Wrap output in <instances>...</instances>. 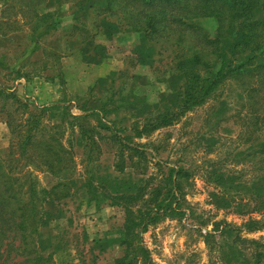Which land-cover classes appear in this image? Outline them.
<instances>
[{
  "label": "trees",
  "instance_id": "obj_1",
  "mask_svg": "<svg viewBox=\"0 0 264 264\" xmlns=\"http://www.w3.org/2000/svg\"><path fill=\"white\" fill-rule=\"evenodd\" d=\"M66 15L70 22L62 29ZM88 17L94 20L88 22ZM202 20L211 21L213 30L202 26ZM112 27L138 36L133 50L141 64L152 66L156 47L170 45L172 53L160 81L171 82L172 90L164 89L152 100L148 96L124 100L134 97L135 82L110 85V77L115 80L117 73H109L98 82L109 93L98 109L103 112V106L114 105L108 111L113 118L106 124L91 120L95 110L86 106L89 100L78 114H71L68 105L54 104L45 119L47 109L28 105L0 84V119L10 134L7 146L0 148V264H55L57 246L50 238L43 242L42 229L48 226L54 205L75 193L122 209L121 254L113 264H152L140 230L165 217L184 215L185 185L192 173L164 160V166L158 165V178L151 171L150 158L165 151V146L138 140L175 125L226 86L235 96L232 141L242 148L232 155L239 157L236 162L251 163L256 174L246 180L239 169L206 178L225 188L224 205H235L238 211L243 207L244 213L264 210V0H0V68L16 78L28 75L24 65L39 49V38L49 31L62 29L66 38L77 35V42L84 43L93 41L101 29L108 35ZM22 35L32 46H25L8 62L6 49L9 44L16 47L14 41ZM47 64L43 63L44 69ZM105 154L112 156L109 165L102 161ZM37 172L46 175L45 184ZM244 193L254 205L235 201ZM261 225L249 219L245 229L255 231ZM230 227H224L230 238L226 251L214 235L204 237L209 248H220L226 264L239 259L243 248L238 240L255 242L241 239ZM254 251L252 263L258 264L260 252Z\"/></svg>",
  "mask_w": 264,
  "mask_h": 264
},
{
  "label": "rangeland",
  "instance_id": "obj_2",
  "mask_svg": "<svg viewBox=\"0 0 264 264\" xmlns=\"http://www.w3.org/2000/svg\"><path fill=\"white\" fill-rule=\"evenodd\" d=\"M65 18L62 29L70 22L68 15ZM89 20L93 21L94 18L88 17ZM200 24L213 30L211 21L202 20ZM62 29L49 31L39 38V49L31 52L30 60L26 61L23 68V72H28V75L16 78L8 69L0 68V84L14 91L28 105L47 109L43 111L45 119L53 111L50 107H54V104L68 105L71 114H78L89 100L86 106L91 108L90 112L93 108L95 110L91 120L97 122L102 119V122L110 124L113 115L108 111L114 105L111 103L107 107L103 106V112L98 109L109 95L98 82L111 72L117 74L113 81L110 77V85L115 83L129 86L131 81L135 82L134 97H126L124 100L147 96L152 100L164 89L172 90L171 82L160 81L172 53L170 45L162 43L155 46V52L158 53L152 56L150 66L136 60L133 48L139 43V38L128 29L112 27L108 35L103 34L101 29L93 41L84 43L77 42V35L66 38ZM20 37L14 41L18 44L16 47L9 44L10 49H6L9 52L8 62L14 61L25 46L28 49L32 46L28 45L26 37ZM96 44L98 46L94 48ZM45 62L48 63L47 69L43 67ZM229 90L230 86H226L218 96L188 112L175 125L138 140L144 145L154 142L165 146V151L150 158L151 171L157 172L158 178L161 172L157 168L164 160L170 166H185L192 173L189 183L185 185L187 194L183 202L184 215L180 218L165 217L140 230V240L148 250L152 264H226L220 256V248L215 245L209 248L204 241L205 235L210 233L226 251L225 243H230V238L224 233L226 224L241 239L255 241H237L243 249L233 264H240L239 260L245 264H257L252 263L254 249L260 252V263L264 264V210L244 213L243 207L238 211L235 205H224L227 200L225 188L206 178L216 173L230 175L239 169H243L241 178L246 180H251L256 174L251 163L236 162L239 157L232 155L242 148L232 141L236 127L230 120V114L235 96ZM162 103L159 102V105ZM105 109H108L106 113ZM131 112L127 111L123 117ZM134 114L137 116L139 113L135 111ZM126 123L129 124V121ZM9 138L8 128L0 119V148L7 146ZM148 147L151 148V145ZM111 160V154L102 156V161L107 165ZM37 174L41 183L45 184L48 179L46 175L40 172ZM228 190L230 198V188ZM244 196L241 198L236 195L235 201L239 204L247 203L245 193ZM62 202L50 208L53 216L48 226L42 229L43 242L47 244L50 238L57 246L53 255L55 264H113L114 259L121 254L118 240L123 222L122 209L101 200L89 199L81 193H75ZM249 219L258 220L262 225L255 231H247L245 224Z\"/></svg>",
  "mask_w": 264,
  "mask_h": 264
}]
</instances>
